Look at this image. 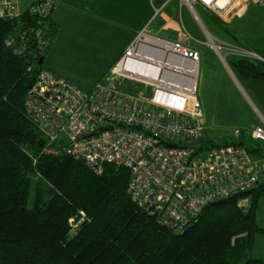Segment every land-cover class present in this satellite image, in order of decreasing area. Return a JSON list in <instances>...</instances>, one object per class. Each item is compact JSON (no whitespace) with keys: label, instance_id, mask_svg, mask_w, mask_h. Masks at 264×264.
I'll use <instances>...</instances> for the list:
<instances>
[{"label":"built area","instance_id":"2783aa9c","mask_svg":"<svg viewBox=\"0 0 264 264\" xmlns=\"http://www.w3.org/2000/svg\"><path fill=\"white\" fill-rule=\"evenodd\" d=\"M218 1L179 0V5L196 18H200L196 7L201 6L225 21L246 5L264 8V0H226L223 5ZM54 8V0H37L24 9L18 0H0V19L26 14L32 20L27 30L19 27L8 36L7 46L33 61L41 58L51 44ZM155 10L158 14L160 9ZM180 18L181 37H164L145 27L104 81L90 90L43 68L25 99L27 116L44 137V153L59 155L63 147L96 174H102L107 164L128 168V192L134 203L177 234L192 225L209 204L257 188L264 181V158L253 157L244 145L206 146L207 125L199 97L202 53L192 45L194 39ZM206 35L204 42L219 55L226 51L259 56L217 40L208 31ZM124 81L143 88L129 92ZM260 119L250 135L264 141V116ZM233 133L239 137L241 130ZM167 141L178 146H169ZM193 141L200 143L181 146ZM246 201L242 199L240 205ZM88 220L87 213L78 210L69 218L71 231H78Z\"/></svg>","mask_w":264,"mask_h":264},{"label":"trees","instance_id":"16d2710c","mask_svg":"<svg viewBox=\"0 0 264 264\" xmlns=\"http://www.w3.org/2000/svg\"><path fill=\"white\" fill-rule=\"evenodd\" d=\"M211 16L232 33L227 21ZM31 22L26 14L0 19V264H264L252 253L264 235L258 222L264 181L209 204L192 228L177 234L134 203L128 168L107 164L96 174L63 147L59 155L43 152L44 137L28 118L25 99L59 26L51 19V44L40 63L6 44ZM228 63L239 78L264 82L263 60L235 55ZM233 142L264 158V141L245 133L223 143L208 139L206 146ZM81 209L89 220L72 232L69 218Z\"/></svg>","mask_w":264,"mask_h":264},{"label":"crops","instance_id":"0c3cea01","mask_svg":"<svg viewBox=\"0 0 264 264\" xmlns=\"http://www.w3.org/2000/svg\"><path fill=\"white\" fill-rule=\"evenodd\" d=\"M35 1L37 0H18V4L24 9ZM54 3L52 19L58 24L59 31L45 56L44 68L65 77L85 91L93 88L96 83L104 81L128 44L145 27L164 36H172L175 39L181 37V33L174 26L180 28V15L183 21L182 12L184 8H187L186 6L180 7L179 0H54ZM246 7L242 8L243 10L239 13H242ZM155 8L160 9L158 14ZM177 13L178 15H176ZM230 22V20L227 21L228 24ZM172 30L176 32V36L171 34ZM228 34L231 39L224 38V40L259 55L249 58L260 59L261 55L257 49L249 46L246 42H240L236 35ZM193 39L192 45L195 43L194 46L198 47L202 53L200 78L202 73L204 74L202 65L203 68L210 65L208 73H210L209 81L213 91L216 89L218 91V88L223 87V94L229 93L233 97L222 99L221 107H227V109L249 108L246 99L241 96L242 91L246 92L243 83L250 85L255 95V97L253 96L255 99H253L246 92L255 105L254 107L258 108V103L264 107V103H261L264 102V82L251 77L239 78L228 63V59L235 56L234 54H226L229 55L228 58L222 57L204 41L195 37ZM117 44L122 47L120 51H117L119 50ZM199 44L206 46L200 47ZM262 59L264 61V57ZM208 93L211 94V91L209 90ZM200 94L201 91H199V97ZM201 102L206 122L210 113L209 107H212L211 103L217 101L203 98ZM220 104L217 103V105ZM254 121V118L251 117L250 123ZM236 124L239 123L235 122ZM238 127L240 126H235L233 129ZM240 128L241 134L246 130L248 136L252 131L248 128L247 123L246 126ZM233 132L232 138L237 139L238 137ZM263 201L264 196L261 204ZM256 248L254 247L253 252L257 251ZM257 252L260 256H253L264 260V249H258Z\"/></svg>","mask_w":264,"mask_h":264},{"label":"rangeland","instance_id":"374dc122","mask_svg":"<svg viewBox=\"0 0 264 264\" xmlns=\"http://www.w3.org/2000/svg\"><path fill=\"white\" fill-rule=\"evenodd\" d=\"M196 8L198 10L200 18L194 17L188 8H184L182 12L183 21L189 34L201 41H207V29L217 40L228 41L224 40V38L231 39L230 35L227 32V29L225 27H220L214 21L208 10H203L201 6H197ZM176 15H178V13ZM231 17L232 16L226 19V21L228 22L229 20L231 21L230 24H228V29L232 32L231 34L236 35L239 38L240 42H246L249 46L257 49V51L264 57V8L253 4L248 5L242 13L236 12L233 15L234 19ZM174 28L179 29L177 26H174ZM171 34L173 36H176V32L173 30L171 31ZM160 35L164 36L162 34ZM164 37L174 38L172 36ZM202 45L203 44H199L200 47H202ZM117 48L119 49L117 51H120L122 49V47H120V44H117ZM221 56L228 58L229 55L227 56L226 51H223ZM209 66L207 65L203 68L202 65L204 74L202 73L201 78H199V91H201L202 94H200V98L202 100L203 98H206L210 101L216 100L217 102H212V107H209L210 113L209 116H207L209 119L207 118L206 120V125L208 127L206 130L204 141L212 139L215 143H223L226 140H231V138L233 137L231 136V134L232 131H234L233 128L235 126L242 127L246 126L247 123L248 128L253 129V127L261 121V115L264 116V107L259 105V103L257 104L258 108L254 107L255 105H253L247 94H249L253 99H255V95L251 90L250 85H247L245 83H243V86L244 89H246L247 94L246 92L242 91L241 96L243 97V99H246L249 108L227 109V107H221L222 105L220 103L222 99H230L233 97H231L229 93L223 94V87L218 88V91H216L217 89L213 91L209 81L210 73H208V71L211 67ZM123 84L125 86L131 84L135 89L143 88V85L131 81H124ZM208 89L211 91V94L208 93ZM217 103L220 105H217ZM251 117H253L255 121L250 123ZM235 122H238L239 124L235 125ZM240 127L238 128L241 129ZM245 132V135L248 136V132L246 130ZM258 214V222L262 226L264 225V201L261 204V208L259 209ZM262 227L264 228V226ZM255 247H257V251L258 249H264V235L257 236ZM257 251L255 250L254 252H252L254 256H260Z\"/></svg>","mask_w":264,"mask_h":264},{"label":"water","instance_id":"95a60500","mask_svg":"<svg viewBox=\"0 0 264 264\" xmlns=\"http://www.w3.org/2000/svg\"><path fill=\"white\" fill-rule=\"evenodd\" d=\"M260 59L263 60L262 57H260ZM33 81H34V79H32V80L29 82L28 87H31V86H32ZM108 128H112V127L110 126V127H108ZM102 130H103L102 128H99V129H98V131H102ZM166 143H167V145H169V146H178V143L169 142V141H167ZM199 143H200L199 141L186 142V143L181 144V146H182V147L198 146ZM42 146H43V143L41 142V143H40V147H42ZM228 200H229V199L224 198V199H221V200H218V201L214 202V204L224 203V202H227ZM193 226H194V224L190 225L185 231H188V230H189L190 228H192Z\"/></svg>","mask_w":264,"mask_h":264},{"label":"bare ground","instance_id":"6f19581e","mask_svg":"<svg viewBox=\"0 0 264 264\" xmlns=\"http://www.w3.org/2000/svg\"><path fill=\"white\" fill-rule=\"evenodd\" d=\"M225 1H226V0H219L218 2H219L220 5H223V4L225 3ZM43 56H44V55H43ZM43 56H42L41 58L38 59L40 63L43 61ZM119 58H120V57H119ZM29 88H30V87H29ZM109 127H110V126H109ZM111 127H112V126H111ZM101 128L104 129V128H108V127H101ZM184 143H186V142H184ZM182 144H183V143H182ZM63 145H67V143L64 142Z\"/></svg>","mask_w":264,"mask_h":264}]
</instances>
